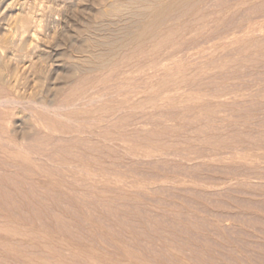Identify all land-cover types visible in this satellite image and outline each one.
<instances>
[{
  "label": "rangeland",
  "instance_id": "rangeland-1",
  "mask_svg": "<svg viewBox=\"0 0 264 264\" xmlns=\"http://www.w3.org/2000/svg\"><path fill=\"white\" fill-rule=\"evenodd\" d=\"M7 1L40 95L0 82V264H264V0H190L89 72L115 0Z\"/></svg>",
  "mask_w": 264,
  "mask_h": 264
},
{
  "label": "bare ground",
  "instance_id": "bare-ground-1",
  "mask_svg": "<svg viewBox=\"0 0 264 264\" xmlns=\"http://www.w3.org/2000/svg\"><path fill=\"white\" fill-rule=\"evenodd\" d=\"M6 1L7 0H0V3L6 2ZM188 1H190V0H115L113 3L107 5L106 7L109 8V11H107L105 13V16H106L107 19H109V18L111 19L110 23L107 26H102L101 27V25H99V26L97 25L96 26L95 24H93V25L90 24L89 26L84 27V30L85 31H87L89 33L90 32L93 33V31H94V32L98 33L99 35H98V37H93V38L90 37L89 39H85V41L83 42V44L77 50L80 53V55H81V58H82L83 63L86 64V65L93 66V69L91 68V69H82V70L84 72H89V71L101 69V68L104 67V65L107 62H109L112 58H114L116 55H118V53H120L122 50L126 49L127 47H130V46H133V45H136V44H139V43L143 42L151 34V32L153 31V29H155L156 26L159 25L160 22L168 14H170L171 12L176 11L177 9H179V7H181V5H183L184 3L188 2ZM7 2H9V1H7ZM35 2H36V0H35ZM35 7L36 6H34V8ZM2 8H0V9L3 10ZM47 8H48L47 10H49V7H47ZM17 11H19V10H17ZM35 11H37V10H35ZM30 12H33V11H30ZM34 13H36V12H34ZM37 15L39 16V13ZM58 15L60 16V13H58ZM52 17H54V16L52 15ZM16 21H17L16 23L18 24V28L19 29H25L29 25L31 26V24L34 23V21H36V18L34 16H32V15H29V13L26 10H24V12H22V13L19 14V16H18V18H17ZM13 22H15V21H13ZM35 23H38V22H35ZM35 25H37V24H35ZM13 26H14V24L12 25V27ZM56 26L59 27L58 26V23H57ZM108 26H110V27H108ZM81 30H83V29H81ZM37 32H38V30H37ZM2 33L3 34L0 33L1 34L0 35V44H1V47H2V51H3V54L1 55L2 57H0V82L1 83H4V85H7V87L9 89H11L18 97H21V98L22 97L27 98V97H33V96L40 95V93L38 92V90H37L36 87H35L36 88L35 91L37 90V92L27 90L28 88L26 86L27 85L26 78H23L22 79L23 83L20 84L22 86V88L19 87V85H16V83L14 82L15 80H13L14 78L17 77V75L19 73H21L20 72L21 69L24 70L26 68V66L23 65L24 63L21 60H18L17 61V59H16L15 60L16 62H13L14 59L12 58V56H15L14 54L16 53V54L20 55L21 57L20 56H18V57L22 59L24 57V53L27 50H33L34 47H33L32 43H31V41L29 39H26V38L24 39V36L22 35V33H24V32H21V33L19 32L20 34L16 35L17 33H15V31L12 32V30H9L7 28ZM56 33H55V35H56ZM48 34H49V31H48ZM29 36H30V34H29ZM33 36L31 34V36L29 38H31V37L33 38ZM34 37H36V36H34ZM55 39L56 38H54V40ZM82 39H84V38H82ZM74 46H76V45H74ZM39 47L40 46H38V48ZM34 51L32 53H34ZM37 51H38V49H37ZM43 51H45V50H43ZM51 52L48 53V54L51 57H53L52 54H51ZM25 55H27V53ZM39 56H42V54H40ZM46 56H48V55H46ZM27 57H28V55H27ZM40 58H42V57H40ZM61 58L63 59L64 57L61 56ZM61 58H60V60H61ZM76 58L78 59V57H76ZM70 59L72 60V59H75V58L74 57H70V58L67 57L64 60H65L66 64L67 65L69 64V67L72 68L73 66L70 65V62H71V61H69ZM40 60H42V59H40ZM33 62L34 61H32L30 63H33ZM50 62L51 61H49V63ZM21 64H22V66L19 67V65H21ZM40 64H38V63L29 64L28 68L30 70L34 71V74L35 73L38 74L39 77L42 74L43 75H48L51 72H53V73H56L57 72V70L51 71V67H54V65H56V64H54L53 66H50V68H49V64H48V66H45L44 64L43 65L42 64L40 65ZM32 71L30 73H32ZM30 73H29V75H30ZM22 74H24V71H23ZM31 75H33V73ZM21 77H23V75L20 76V78ZM40 79L41 78H39V81H41ZM25 88H27V89H25ZM29 88H30V86H29ZM53 96H55V95H53ZM52 98H54V97H52ZM24 133H25V131H22V132L20 131V134L23 135Z\"/></svg>",
  "mask_w": 264,
  "mask_h": 264
},
{
  "label": "crops",
  "instance_id": "crops-1",
  "mask_svg": "<svg viewBox=\"0 0 264 264\" xmlns=\"http://www.w3.org/2000/svg\"><path fill=\"white\" fill-rule=\"evenodd\" d=\"M240 214V213H239ZM231 219H235L237 218V216H235V214H231ZM259 223H260V226H257L256 228L254 229H250V231H247L245 232L244 235V240L241 241L243 244H245V246H247L248 244H251V238L252 240H256L257 244H260L263 246L264 244V217L261 216V217H256V219ZM248 248H251L250 246L249 247H245V250L249 251L250 249ZM235 248H233L234 250ZM262 250L264 251V249L262 248Z\"/></svg>",
  "mask_w": 264,
  "mask_h": 264
}]
</instances>
